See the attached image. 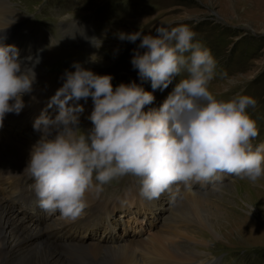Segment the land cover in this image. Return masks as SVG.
Segmentation results:
<instances>
[{"label":"clouds","instance_id":"obj_1","mask_svg":"<svg viewBox=\"0 0 264 264\" xmlns=\"http://www.w3.org/2000/svg\"><path fill=\"white\" fill-rule=\"evenodd\" d=\"M156 35L141 32L117 34L121 41L140 40L131 64L141 80L163 91L183 71L162 105L145 111L154 102L152 92L135 82L114 88L111 75H98L73 63L64 83L50 98L58 114L42 113L33 128L40 139L32 146L24 171L33 179L39 206L75 220L87 207L86 194L113 179L132 175L141 183V194L156 198L173 184H211L222 174L264 178V143L248 109L256 100L239 95L218 100L209 90L217 62L210 49L194 42L187 25L170 30L158 27ZM29 59V58H25ZM36 73L20 57L14 44L0 42V127L6 114L19 115L22 99L33 91ZM91 97L92 127L78 126L75 113L80 100ZM71 102V104H70Z\"/></svg>","mask_w":264,"mask_h":264},{"label":"rangeland","instance_id":"obj_2","mask_svg":"<svg viewBox=\"0 0 264 264\" xmlns=\"http://www.w3.org/2000/svg\"><path fill=\"white\" fill-rule=\"evenodd\" d=\"M8 1L12 8L22 15V20L18 19L10 25L11 28L18 26L14 28L16 34L19 37L24 35L21 33L23 25L35 33L34 36L25 34L26 42L22 44L20 53L22 59L29 57L25 60L29 66L38 62L36 70L41 73L36 75L30 95L41 96L45 93V97L50 100V93H56L57 89L62 87L65 71H75L73 63H80L95 74L111 75L114 88L121 83H137L146 91L152 92L155 97L154 102L145 107V111L158 109L179 80L187 77L188 73L183 71L167 89L154 91L151 81L141 80L138 70L131 64L136 50L141 53L145 51L138 47L140 40L135 43L121 41L117 34L141 32L143 35H156L155 30L158 27L170 30L183 24L195 32L194 42L210 49L215 57L217 66L214 78L209 84V90L215 98L227 101L239 95H247L256 100L255 107L248 109L259 129V135L252 143L254 146L264 143V0ZM85 20H90L93 26L94 35L90 42L87 41L89 31L76 25V21ZM5 30L8 29L4 28L0 33ZM45 31L50 34L44 38L39 37L40 33ZM43 39H46L45 42ZM42 44L44 46H40ZM29 49L33 51L29 52ZM37 49H44L45 53L42 56L36 54ZM34 54L36 55L33 56ZM34 57L36 59L31 60ZM78 103L87 107L93 101L89 97L87 101L82 99ZM48 109L51 116H54L51 110H58L55 105ZM86 117L87 113L84 112L78 116V126L82 131L92 127V123H86ZM7 124L8 122H3V127ZM4 145H9L5 135L0 141V146ZM213 183L229 184V187H222L224 193L216 191L219 197L214 198H221L222 203L217 204L234 217L229 218L228 222H218V235L203 231L208 246H200L197 242L186 244L189 248L200 246L199 249L205 250L206 255L199 260L209 264H264V178L253 183L247 178L222 174ZM173 188L174 185H171L155 200L141 194L140 179L132 175L120 176L102 185L100 193L108 192L105 201L110 209L109 214L116 219H111V224L115 226V230L111 228L115 238L110 239L106 234L103 237L104 233L100 231L98 236H93L92 239L106 240L107 244H118V241L127 239L135 232L144 235L148 229L161 231L164 224L168 225L169 220H173L168 216L170 212L161 216L174 200V192L171 191ZM200 189L211 191L214 188L211 184L204 183ZM128 198L135 204H128ZM225 200L228 201L227 204ZM139 210L146 211L142 213L145 220L143 225L136 229L130 226V221L141 217ZM100 212L99 215L104 213ZM119 212H122V218L119 217L122 215ZM139 223L140 221H136L137 225ZM156 223L159 224L158 227ZM174 224L178 225L176 230H200L197 225L185 223L181 219H177ZM172 228L175 229V226ZM172 239L177 240L174 237ZM186 244L182 241L183 246ZM82 258L83 254L79 253L71 257L70 262L78 260L76 264H82V261L87 263L86 255ZM90 258L92 261H88V264L94 263V259ZM102 258L103 255L99 254L96 258L99 262L95 264H112L111 261L103 263ZM215 260L218 262L214 263Z\"/></svg>","mask_w":264,"mask_h":264},{"label":"bare ground","instance_id":"obj_3","mask_svg":"<svg viewBox=\"0 0 264 264\" xmlns=\"http://www.w3.org/2000/svg\"><path fill=\"white\" fill-rule=\"evenodd\" d=\"M18 19L22 20V15L12 8L9 1L0 0V29L14 24ZM35 59L36 57L31 60ZM37 66L38 62L30 64L35 73L38 72ZM39 74L41 73L38 72L36 75ZM54 95L55 93H50L49 97ZM22 99L25 107L21 113L6 114L4 122L8 124L0 127V141L5 135L9 144L4 145L5 147L0 146V193H2L0 194V264H76L78 260L70 262V258L79 253L83 254L82 259L84 255L92 257L94 263L90 264L99 262L96 259L99 254L103 255V263L111 261L112 264H209L199 260L207 253L199 247L208 246L203 231L218 235L216 234L218 222H228L229 218L234 217L217 204L221 202V198H214L219 197L216 191L224 193L222 187H229V184H216V188L211 191L200 189L204 183L199 185L197 183L192 187H186L183 183L173 184L174 188L171 191L174 192V200L170 202L168 210L161 215L170 212L168 216L173 220H169L168 225L164 224L159 232L151 229H148L144 235L135 232L127 239L118 241V244H107L106 240L92 239L93 236H98L100 231H103L104 235L101 233L103 237L106 234V237L109 236L110 239L115 238L112 235L115 226L111 224L115 217L109 214L110 209L105 201L108 192L102 194L103 192L100 193V190L97 191L95 188L90 190L86 194L87 207L75 220L65 218L59 212L49 213L43 209L46 218L35 217L24 205L18 204L20 198L35 194L32 188L34 181L24 171L30 159L31 148L41 135L34 130L33 124L41 113L50 117L58 114V110H51L54 116L48 114L50 100L45 97V93L41 96L25 94ZM93 109L94 103L83 107L82 112L87 113L86 123H91L89 117ZM82 112L75 115L78 117ZM196 185L197 188H195ZM127 202L130 205L135 204L129 198ZM224 202L228 203L226 200ZM100 211L104 213L99 215ZM138 213L141 217L130 221V226L136 229L139 225H143L145 219L142 213L146 211L139 210ZM177 219L185 223L191 222L200 230L195 232L194 230H176L178 225L174 222ZM136 221L140 223L137 225ZM156 224L158 227L159 224ZM174 226L175 229L172 228ZM112 227L114 230H111ZM173 237L177 240L172 241ZM182 241L185 244L197 242L200 246L189 248L187 244L183 246ZM82 264H88V261L87 263L82 261Z\"/></svg>","mask_w":264,"mask_h":264}]
</instances>
